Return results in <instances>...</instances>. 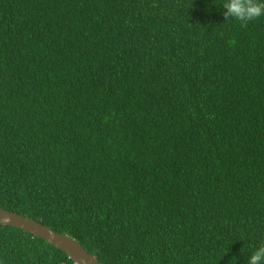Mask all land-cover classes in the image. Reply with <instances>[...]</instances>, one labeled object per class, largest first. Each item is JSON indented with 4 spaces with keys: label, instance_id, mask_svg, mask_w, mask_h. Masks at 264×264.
Instances as JSON below:
<instances>
[{
    "label": "trees",
    "instance_id": "trees-1",
    "mask_svg": "<svg viewBox=\"0 0 264 264\" xmlns=\"http://www.w3.org/2000/svg\"><path fill=\"white\" fill-rule=\"evenodd\" d=\"M0 208L102 264H247L264 244V17L0 0ZM0 264L74 262L0 224Z\"/></svg>",
    "mask_w": 264,
    "mask_h": 264
},
{
    "label": "water",
    "instance_id": "water-1",
    "mask_svg": "<svg viewBox=\"0 0 264 264\" xmlns=\"http://www.w3.org/2000/svg\"><path fill=\"white\" fill-rule=\"evenodd\" d=\"M0 224L22 230L62 251L74 264H102L67 235L17 213L0 208Z\"/></svg>",
    "mask_w": 264,
    "mask_h": 264
},
{
    "label": "clouds",
    "instance_id": "clouds-1",
    "mask_svg": "<svg viewBox=\"0 0 264 264\" xmlns=\"http://www.w3.org/2000/svg\"><path fill=\"white\" fill-rule=\"evenodd\" d=\"M225 19H232L247 26L264 17V0H221ZM247 264H264V244L256 246L247 258Z\"/></svg>",
    "mask_w": 264,
    "mask_h": 264
}]
</instances>
